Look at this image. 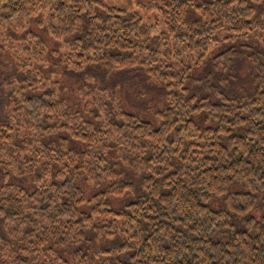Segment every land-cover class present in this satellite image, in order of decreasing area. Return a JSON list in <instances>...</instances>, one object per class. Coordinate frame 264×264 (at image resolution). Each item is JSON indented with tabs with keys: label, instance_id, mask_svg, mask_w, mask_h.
Returning a JSON list of instances; mask_svg holds the SVG:
<instances>
[{
	"label": "trees",
	"instance_id": "1",
	"mask_svg": "<svg viewBox=\"0 0 264 264\" xmlns=\"http://www.w3.org/2000/svg\"><path fill=\"white\" fill-rule=\"evenodd\" d=\"M150 8L159 32L103 0H0V264H264V0ZM90 66L151 79L159 124L101 84L73 102L53 69Z\"/></svg>",
	"mask_w": 264,
	"mask_h": 264
},
{
	"label": "rangeland",
	"instance_id": "2",
	"mask_svg": "<svg viewBox=\"0 0 264 264\" xmlns=\"http://www.w3.org/2000/svg\"><path fill=\"white\" fill-rule=\"evenodd\" d=\"M108 4L117 5L122 8H127L131 11L139 12L146 22L150 25L156 24L158 21L159 27L155 29L156 31H161L164 29L163 22L158 14V11L154 8H150V4L153 0H103ZM21 25L19 22L15 21L13 26ZM3 40L6 43V40ZM9 47L8 44H6ZM49 47L55 46L54 41L48 39ZM57 47V46H55ZM63 51L66 47L59 46ZM3 60L0 56V61ZM203 69V68H201ZM201 69L196 70V77L201 78ZM54 73L61 80L62 86L67 90L68 96L73 102L81 100L79 96V88L82 86H89L87 90H90L93 85L101 84L110 91L116 94V97L122 102L126 110L138 114L140 117L152 121L155 124H159V120L155 116V110L161 105L162 92L160 88H156L153 85V81L140 74H133L128 76L125 80L120 77H115L114 79H108L109 75H106V71L99 66H90L85 70L84 73L74 74L71 71L64 72L60 68H54ZM54 76V75H53ZM55 77V76H54ZM151 84V85H150ZM159 94V95H157ZM114 203L118 201L114 200Z\"/></svg>",
	"mask_w": 264,
	"mask_h": 264
}]
</instances>
